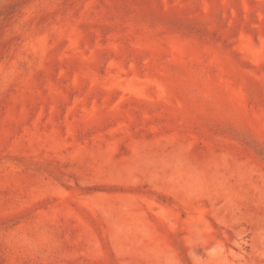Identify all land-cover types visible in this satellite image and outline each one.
I'll list each match as a JSON object with an SVG mask.
<instances>
[{
    "label": "rangeland",
    "instance_id": "rangeland-1",
    "mask_svg": "<svg viewBox=\"0 0 264 264\" xmlns=\"http://www.w3.org/2000/svg\"><path fill=\"white\" fill-rule=\"evenodd\" d=\"M0 264H264V0H0Z\"/></svg>",
    "mask_w": 264,
    "mask_h": 264
}]
</instances>
